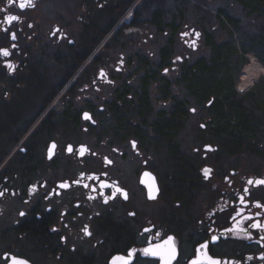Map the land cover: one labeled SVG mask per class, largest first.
Segmentation results:
<instances>
[{
    "label": "flooded vegetation",
    "instance_id": "obj_1",
    "mask_svg": "<svg viewBox=\"0 0 264 264\" xmlns=\"http://www.w3.org/2000/svg\"><path fill=\"white\" fill-rule=\"evenodd\" d=\"M140 1L0 0V264H264V144L168 112L182 10ZM124 26L155 61L109 68Z\"/></svg>",
    "mask_w": 264,
    "mask_h": 264
},
{
    "label": "rangeland",
    "instance_id": "obj_2",
    "mask_svg": "<svg viewBox=\"0 0 264 264\" xmlns=\"http://www.w3.org/2000/svg\"><path fill=\"white\" fill-rule=\"evenodd\" d=\"M163 1L164 6L169 12L181 8L183 19L180 23V32L174 39L175 57L172 61L173 65L164 70L160 68L156 76L161 77L159 75L164 74V76L169 78L172 82L170 90L172 98L177 95L180 100L185 101L187 109H193V111L185 113L186 120L184 121V128H198V124L204 115L210 117L214 124L219 126L221 124L218 120V118H221L218 109L211 107L206 108L203 103L197 100V95H189L190 93L186 92L183 87V82L178 85V88L177 83L174 82V78L178 76V63L183 58L192 62L199 57L208 56L210 47L204 44L203 35L195 40L192 33L194 30L195 33L203 29L213 34L215 42L222 41L229 35L228 40L234 42L238 55L242 54L241 51L246 49L243 54L246 61L241 65L237 81L235 82V89H237L236 98L241 101L240 110H243L242 113H247L249 116L250 122H246L249 129L256 131V134L252 136H255L259 142L264 144V65L262 64V62H264V19L257 18L252 13H246L241 5L234 0ZM139 2L141 1L139 0ZM72 7L74 10L73 17L77 19L79 10L75 5ZM130 15L129 13V16ZM129 16H127L125 20H127ZM228 17L236 20V27L228 23ZM134 28L135 26L131 28L125 27L124 31L119 32V35L113 42L109 40L111 42L110 45L108 40L106 41V48L107 50L110 49L109 57L111 59V66H109V68L118 65V55H123L125 57L136 50L139 51V54H143L149 57L150 60L155 61L156 49L162 43V38L160 39V37L153 35L155 32L152 27L153 30L147 28L148 34H152V36H148L147 34L146 37L139 31L137 32L138 28L136 30ZM184 34H186V36ZM145 38L147 40H145ZM178 58L181 60L179 61ZM249 64L260 66L262 71L255 80L246 82L244 85L240 79V74L244 67ZM241 84H243V86ZM248 93L256 94L259 98V102L253 103L251 99L246 97ZM168 98L171 100L170 96H168ZM185 98L187 99L185 100ZM249 160L252 162L258 161L257 157L253 154H250Z\"/></svg>",
    "mask_w": 264,
    "mask_h": 264
},
{
    "label": "trees",
    "instance_id": "obj_3",
    "mask_svg": "<svg viewBox=\"0 0 264 264\" xmlns=\"http://www.w3.org/2000/svg\"><path fill=\"white\" fill-rule=\"evenodd\" d=\"M239 3L242 9L246 13H252L257 18L264 19V0H234ZM219 16V15H218ZM228 23L232 26L235 25L236 20L228 17ZM161 23L158 24L159 29L161 28ZM164 28V26H162ZM204 44L210 47V52L208 56H202L196 60L189 62L188 59H183L182 71L174 78V82L180 85L181 82L184 83L183 87L189 95H197V100L200 103H203L206 108H216L219 111L221 118H218L220 121V126L212 122L210 117H206L205 123L211 121L214 124L213 127L217 129H226L229 128V122L233 118L229 117L230 114H237L240 125L235 127L249 129L246 122H250L249 116L247 113H242L243 110H240V100L236 98V89L235 82L240 72L241 65L245 63V58L243 57L244 50L241 51L242 54L238 55L236 46L232 40H228L229 35L222 41L215 42L213 34L201 30ZM231 39V38H230ZM173 42V38H170V44ZM169 48L172 50V45H169ZM168 59L171 56V53H168ZM264 65V62H262ZM163 65H171L169 61ZM166 80L168 82L167 95L170 96L171 102L169 106V113H186L190 112V108L187 109L185 106V101L180 100L177 95L172 98L170 92L172 82L169 78L162 77L161 80ZM188 95V94H187ZM247 98L251 99L253 103L259 102V98L256 94L248 93ZM213 98L211 104L206 106L208 102ZM187 98H185L186 100ZM229 114V116H228ZM224 124V125H223Z\"/></svg>",
    "mask_w": 264,
    "mask_h": 264
},
{
    "label": "bare ground",
    "instance_id": "obj_4",
    "mask_svg": "<svg viewBox=\"0 0 264 264\" xmlns=\"http://www.w3.org/2000/svg\"><path fill=\"white\" fill-rule=\"evenodd\" d=\"M261 71L262 70H261L260 66H258L256 64H249V65L245 66L244 69L242 70V72L240 74V79L242 80V83L245 85L246 82H249L251 80H255ZM243 84H241V85L243 86Z\"/></svg>",
    "mask_w": 264,
    "mask_h": 264
},
{
    "label": "snow or ice",
    "instance_id": "obj_5",
    "mask_svg": "<svg viewBox=\"0 0 264 264\" xmlns=\"http://www.w3.org/2000/svg\"><path fill=\"white\" fill-rule=\"evenodd\" d=\"M25 5L24 4H21L20 7L23 8ZM12 20L16 19L15 17H12L10 18ZM15 38V34H13V39ZM0 55H3V56H8L9 53L7 50H4V49H0ZM9 67H11L9 65ZM249 183H251V181H249ZM260 183H264V181H260ZM21 215H23V213H21ZM258 226V225H257ZM171 239V238H170ZM202 247H206V245L202 246ZM146 252L148 251V249L145 250ZM13 264H25L24 261L22 260H17V259H13ZM193 264H200L199 261H193ZM209 264H219V261H215V260H209Z\"/></svg>",
    "mask_w": 264,
    "mask_h": 264
},
{
    "label": "water",
    "instance_id": "obj_6",
    "mask_svg": "<svg viewBox=\"0 0 264 264\" xmlns=\"http://www.w3.org/2000/svg\"><path fill=\"white\" fill-rule=\"evenodd\" d=\"M195 36H198V32H195ZM178 60L180 61L181 59L178 58ZM240 88V87H239ZM242 89V88H240ZM213 98H211L208 102H206V106H209L212 102ZM190 111H193V109L191 108ZM210 146L209 145H206L205 148L208 149ZM13 264V263H12Z\"/></svg>",
    "mask_w": 264,
    "mask_h": 264
}]
</instances>
